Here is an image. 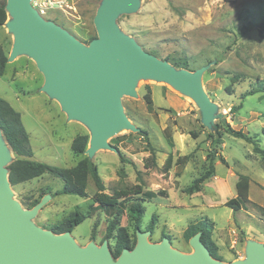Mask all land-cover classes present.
Returning a JSON list of instances; mask_svg holds the SVG:
<instances>
[{"label": "rangeland", "instance_id": "1", "mask_svg": "<svg viewBox=\"0 0 264 264\" xmlns=\"http://www.w3.org/2000/svg\"><path fill=\"white\" fill-rule=\"evenodd\" d=\"M102 1L57 0V4L43 16L89 45L90 37L98 36L94 18ZM41 2L38 0V4ZM263 20L264 0H140L137 11L121 14L117 20L120 30L148 52L162 59L186 60L188 66L183 68L192 71L207 67L203 87L217 106V117L211 128L203 125L200 107L191 96L178 91L165 80L141 77L135 87L137 94L124 95L122 103L125 115L146 132L141 134L121 129L108 138L109 143L119 148V153L103 148L89 158L85 152L74 153L71 144L79 134L90 136V130L83 122L70 119L58 100L42 90L45 77L32 57L22 54L8 61L5 73L0 75V96L21 113L34 153L31 159L72 167L87 156L97 164L108 193L133 189L136 185H142L144 191L160 192L145 202L141 230H150L148 225L156 215L157 221L149 241L161 242L166 232L171 235L174 248L192 253L193 247L183 237V231L190 223L207 216L215 222L216 230L226 231L233 222L230 207H209L203 194H189L184 189L208 166V161L204 164L202 160L200 149H223L231 162L244 156L252 147L254 151L252 143L229 135L224 129L227 123L232 125L231 119L248 116L241 112V102L245 109L256 108L264 112V33L260 32ZM0 43L9 57L14 34L5 24L0 26ZM147 87L151 88L152 105H148L144 98ZM233 106L236 108L232 110ZM237 114L240 116L236 118ZM262 116L264 120V113ZM216 124L225 133L222 143H217ZM187 130L195 132L197 137L180 134ZM258 132L264 135V129L260 128ZM3 138L10 149L11 160L5 165L8 167L18 156L5 136ZM171 149H188L191 153L188 160H184L186 164H174L167 171L166 153ZM151 152L157 164L146 167L145 159ZM173 155L174 159L180 157L179 161H183L179 152ZM259 158L258 169L263 171L264 157ZM63 187L64 180L49 173L17 185L11 184L13 199L23 210L33 208L43 197L51 195L32 219L37 226L53 230L54 225L80 211L85 220L72 232L76 243L81 247L90 242L100 246L108 240L111 248L115 240L106 239L105 235L112 215L94 202L97 187L93 178L89 176L86 197L60 193ZM169 191V197H165V192L169 194ZM205 193L213 196V189L207 187ZM253 193L264 205V188L253 186ZM134 197L128 198L127 207ZM259 212L263 214L264 210ZM237 216L245 228L249 224L263 228L251 213L243 211ZM120 220L132 239L137 241L136 229L127 211ZM233 244V241L227 242L229 249L222 254V260H230L233 256L246 258L244 252L239 255L237 244L234 247Z\"/></svg>", "mask_w": 264, "mask_h": 264}, {"label": "water", "instance_id": "2", "mask_svg": "<svg viewBox=\"0 0 264 264\" xmlns=\"http://www.w3.org/2000/svg\"><path fill=\"white\" fill-rule=\"evenodd\" d=\"M140 0H103L94 23L98 36L85 45L67 29L46 19L32 0H7L10 16L5 22L14 34L8 61L18 55L32 57L44 74L42 90L57 99L70 119L83 122L90 130L89 158L103 148L120 152L108 138L121 129L141 130L124 113L122 98L137 93L141 77L165 80L178 91L191 96L200 107L203 125L211 128L217 117L216 104L203 87L206 66L189 70L145 50L118 27L121 14L139 9ZM0 128V264H264V243L247 240L246 258L231 261L214 258L203 242L201 232L189 243L192 253L172 246L165 236L151 243V230H136L137 244L113 256L108 240L100 246L90 242L79 246L71 231L55 233L32 220L51 195L33 208L23 210L13 199L8 167L11 160Z\"/></svg>", "mask_w": 264, "mask_h": 264}, {"label": "trees", "instance_id": "3", "mask_svg": "<svg viewBox=\"0 0 264 264\" xmlns=\"http://www.w3.org/2000/svg\"><path fill=\"white\" fill-rule=\"evenodd\" d=\"M7 0H0V26H3L9 14L6 10ZM260 32L264 33V20L260 23ZM95 36H91L93 39ZM168 61H171L173 65L178 68L187 67L188 63L186 60H171L166 57ZM8 63V55L6 54L3 46L0 43V75L5 73ZM148 105L153 104L151 97V88L147 87V92L144 95ZM239 107H242L240 103ZM236 108L232 107V110ZM0 128L9 143L13 152L18 156L8 165L9 180L12 185H17L22 182L31 180L35 177H39L45 173H49L56 177L64 180V187L60 191L63 194H74L81 197H86L87 185L89 176H91L97 187V191L93 195L94 202L98 203L107 214L112 215L111 221H109L105 238L109 240H115L114 245L111 246L113 256L119 257L122 251L126 248L132 249L137 244L135 239H132L127 227L121 225L120 219L125 211L128 212L129 220L134 224L135 229H141L144 214L146 211L145 202L150 201L156 196L160 195V192L155 191H144L142 185H136L133 189H121L116 190L113 193L106 192V185L103 181L102 176L99 173L98 166L96 163L91 161L87 156L81 159L76 165L72 167H61L58 165L49 164L43 161L33 160V150L30 146V138L27 129L25 128L21 113L17 111L6 99L0 96ZM168 127L165 128V130ZM146 131L140 130L139 133L144 134ZM215 132L217 136V143H222L223 135L225 133L234 137L245 139L246 141L254 145V151L260 153L264 157V149L260 147L256 136H250L242 129H235L231 124L227 123L225 133H222L218 125H215ZM190 134L196 138L195 132L190 131ZM212 137L213 135L210 134ZM90 141L89 134L77 135L71 144V149L76 154H81L88 147ZM121 158L124 159L121 155ZM188 155L182 157V160H186ZM219 158L223 163H227L223 155L220 154L217 149H210L207 154L208 166L205 171L196 178L191 185L184 189V192L194 194L203 189L204 181L209 178L215 171V160ZM145 166L152 167L156 165V159L154 158L153 152L145 159ZM180 160V159H178ZM152 161V164H149ZM181 161V162H183ZM173 158L169 155L165 162V169L168 171L172 167ZM251 178L248 175L240 174L237 182V196L233 197L225 202V206L232 208L234 211H238L242 208L243 204H251L264 210L263 207L252 202L249 199V188ZM135 196L127 207L126 201L129 197ZM145 196V197H144ZM35 205V204H34ZM85 220V215L80 211H75L70 216L66 217L60 224L54 225L52 229L55 233H63L71 231L75 227L81 224ZM157 221V216L153 215L148 229L154 230V226ZM96 223L94 224V229ZM215 229V222L207 216L202 217L196 222H192L188 225L183 233V237L189 241L195 234L201 232V238L203 242L209 248L211 255L217 259H223L219 253V247L213 239V232ZM170 234L166 232L163 234V238Z\"/></svg>", "mask_w": 264, "mask_h": 264}, {"label": "crops", "instance_id": "4", "mask_svg": "<svg viewBox=\"0 0 264 264\" xmlns=\"http://www.w3.org/2000/svg\"><path fill=\"white\" fill-rule=\"evenodd\" d=\"M241 112H246L248 116H245V115L240 116V114L239 115L237 114L235 116L236 118L240 116L239 118H237V120H235V118H233V120L232 119L230 120L232 123V126L235 129H242L244 132L248 133L250 136H256L260 147L264 149L263 147L264 146V135L261 136L258 132L260 128L264 129V120H262V117H263L262 114L264 113L263 110L256 109V108L245 109V106L242 103ZM182 113H185V110ZM254 128L255 129L258 128V129L254 130ZM190 131L191 130H187L186 132H180V134L185 135V137L186 136L188 137L191 135ZM206 150L207 149H200L204 164L205 162L208 161L207 156H206L208 153L207 154L205 153ZM176 152H179V155H182L181 157H184L190 154L191 150L171 149L166 153L167 157L169 155H172V158H173L172 166L174 164L176 166H179L181 164H186L185 161L181 162L178 160L180 157H178L177 159H174L173 154ZM219 152L226 159L227 163H223L219 158H216L215 163H214V166H215L214 173L204 181L203 189L199 192L203 194L204 202H206V205H208L209 207L224 206L227 200L233 197H236L237 196L236 186L239 180V176L240 174H244V175H248L251 178L250 188H249V199L252 202L264 208V205L260 203L259 200L256 199V196L254 197V193H253V186L264 188V170L259 171L258 168L260 165H258L257 163L260 159L259 156L262 157L263 155L261 156L260 153L254 152L253 147H252V149L246 151V154L244 156H241L237 159L234 158L235 160L231 162L229 160L228 155L224 153L223 149H219ZM263 162H264V158H263ZM176 178L178 180V177ZM207 187L213 189V196L207 195L205 193ZM195 193H198V192H195ZM169 195H170V191H169V194L165 192V197H169ZM230 209L232 212V220H233L232 224L230 225L229 229L226 231L225 230L218 231L216 230V227H215L214 232H213V239L218 245L219 253L221 255L227 252V249H229L227 247V242L233 241L235 244H233L232 246L234 247L237 244V247H238L237 252L241 256L242 252L245 253L247 240L252 239V240L264 243V213L263 214L260 213L259 210L261 209L251 204H243L242 208L238 211H234L232 208ZM243 211H245L246 213H251L253 217L258 218L263 228L254 226L252 224H249L246 228L244 226H241L237 214H240V212H243ZM242 239H244V241H242ZM235 259H238V257L233 256L230 258V260H226V261H231Z\"/></svg>", "mask_w": 264, "mask_h": 264}, {"label": "built area", "instance_id": "5", "mask_svg": "<svg viewBox=\"0 0 264 264\" xmlns=\"http://www.w3.org/2000/svg\"><path fill=\"white\" fill-rule=\"evenodd\" d=\"M33 6L39 11L41 15L46 14L49 8H52L57 4V0H42L41 3L38 4V0H32Z\"/></svg>", "mask_w": 264, "mask_h": 264}]
</instances>
